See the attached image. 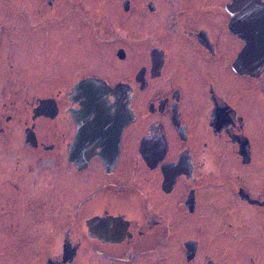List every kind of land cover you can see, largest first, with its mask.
I'll return each instance as SVG.
<instances>
[{"label":"flooded vegetation","instance_id":"1","mask_svg":"<svg viewBox=\"0 0 264 264\" xmlns=\"http://www.w3.org/2000/svg\"><path fill=\"white\" fill-rule=\"evenodd\" d=\"M249 1L0 0V247L41 264H264V65L237 69L247 39L264 60ZM39 43L46 56H15ZM88 90L109 117L80 130Z\"/></svg>","mask_w":264,"mask_h":264},{"label":"water","instance_id":"2","mask_svg":"<svg viewBox=\"0 0 264 264\" xmlns=\"http://www.w3.org/2000/svg\"><path fill=\"white\" fill-rule=\"evenodd\" d=\"M235 4L237 5H247L250 3V1L248 0V3L244 0H234ZM256 7L253 8V11H251V13L248 15L247 18H243L241 17L240 20L242 21H246V22H257L259 25L263 26L264 25V4L260 3L256 0L253 1V3ZM253 13V15H252ZM251 36L256 37V33H252ZM260 39L264 38V34L259 36ZM255 43V39H253V41L251 39H247V43L246 46L244 48V50L239 54L238 60H237V69L239 72H251L253 67H261L262 65H264V60H257V61H251V60H247L245 58V56L247 54H249L250 52H252V47H254ZM261 46H264V42H260ZM264 51V50H262ZM253 64V67H252ZM99 83H97L96 81L92 80V79H85L82 80L81 82H79L76 87H80V88H87L88 86H94L97 85ZM99 92L93 91V90H88V91H82V98L83 100L78 101V103L81 105V111L79 112H72V114L74 113V117L75 119H77L78 122H80V130L83 129V127H87L89 125V120L91 119L92 122L96 123V122H102L104 125L106 120L109 117V114H107V108L103 103V99L102 97L100 98L98 96ZM47 99L45 100H41L40 101V105L37 106V108L35 109V113H41L42 109L44 108L45 105H47ZM76 114V115H75ZM124 116H122L123 118Z\"/></svg>","mask_w":264,"mask_h":264},{"label":"rangeland","instance_id":"3","mask_svg":"<svg viewBox=\"0 0 264 264\" xmlns=\"http://www.w3.org/2000/svg\"><path fill=\"white\" fill-rule=\"evenodd\" d=\"M50 12L46 13V15H49ZM46 33L48 32L50 37H54L55 36V29H54V24H52L49 19L46 20ZM45 29H40V30H35V34L34 36H42V33L44 32ZM23 33V30L22 29H19L17 28V33L16 35H18L17 37L18 38H22V34ZM31 32V30H28L26 32L25 35L29 34ZM18 45H15L14 48H16ZM20 48V47H19ZM18 50H14L15 52V56H17L19 53H21L22 57H23V60H25L26 58H31L32 57V54L33 52H40L41 55H47L46 53H48V46L45 47V45L39 43L37 45H34L32 47H30L29 50L25 49V50H21L19 49ZM52 49V48H51ZM0 60H1V57H0ZM52 74V72H51ZM51 75H47V78L50 77ZM31 94V93H30ZM47 94V93H46ZM61 116H63V118H65L64 115H61L59 116V118H55V120H45L46 123L50 122V121H55L57 122ZM47 187V186H46ZM52 187H50L48 185L47 189H46V194L50 196V194L48 193L50 190H51ZM82 255V260L85 259L86 257V254H81ZM43 253H38V252H22L20 251L19 249L15 248L13 250H10L8 249L7 247V243H4L2 247H0V264H41L43 259Z\"/></svg>","mask_w":264,"mask_h":264}]
</instances>
